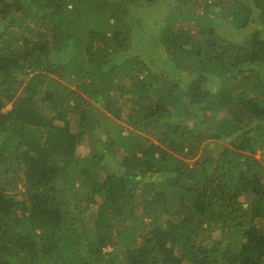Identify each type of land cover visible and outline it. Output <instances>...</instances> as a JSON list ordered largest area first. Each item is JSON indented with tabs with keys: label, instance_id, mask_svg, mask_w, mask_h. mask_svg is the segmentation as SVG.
<instances>
[{
	"label": "trees",
	"instance_id": "1",
	"mask_svg": "<svg viewBox=\"0 0 264 264\" xmlns=\"http://www.w3.org/2000/svg\"><path fill=\"white\" fill-rule=\"evenodd\" d=\"M158 1L0 0V264H264V0Z\"/></svg>",
	"mask_w": 264,
	"mask_h": 264
},
{
	"label": "rangeland",
	"instance_id": "2",
	"mask_svg": "<svg viewBox=\"0 0 264 264\" xmlns=\"http://www.w3.org/2000/svg\"><path fill=\"white\" fill-rule=\"evenodd\" d=\"M166 2L168 1L160 0L152 5H148V6L146 5L147 7L145 6L146 8H143V12L142 11H140L141 13L138 12L139 14L138 18L143 22L141 24V28L143 27V29L147 30L143 34V37L147 38L148 41L153 43L152 45L149 46V48L151 49L154 48V53L156 50L154 43L156 42V38H158L160 34L161 26L165 25L164 24L165 19L169 14V6H168L169 3L165 4ZM133 19H135V14L133 16ZM130 24L132 25L131 27H133L134 29L135 25L138 23H133V21L131 20ZM223 30L226 32L225 35H228V33L237 32L236 28L232 26L228 27V24L223 27ZM248 32L250 33V31ZM135 44L136 46H140V41L136 40ZM257 157H260V159L264 161V152H258Z\"/></svg>",
	"mask_w": 264,
	"mask_h": 264
}]
</instances>
